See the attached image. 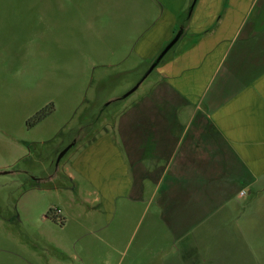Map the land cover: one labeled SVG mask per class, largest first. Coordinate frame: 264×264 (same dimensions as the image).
<instances>
[{"label":"rangeland","instance_id":"374dc122","mask_svg":"<svg viewBox=\"0 0 264 264\" xmlns=\"http://www.w3.org/2000/svg\"><path fill=\"white\" fill-rule=\"evenodd\" d=\"M247 4L245 25L227 34L236 36L234 51L214 88L230 72L250 25L264 23V0ZM140 5L0 0V264H264V238L247 237L242 260L243 243L231 238L226 247L225 238L211 247L205 238L199 253L188 249L178 237L185 230L176 226L179 206L165 204L159 180L137 177L135 195L108 206L73 167L107 134L126 160L129 116L143 112L145 97L159 85L155 70L163 59L144 78L168 45L152 62L139 61V35L146 18L157 17L155 8ZM261 44L252 50L264 53V38ZM237 73L241 80L250 74L246 65ZM40 112L49 115L31 126ZM244 204L248 232L264 229V220H256L264 215V192Z\"/></svg>","mask_w":264,"mask_h":264},{"label":"crops","instance_id":"0c3cea01","mask_svg":"<svg viewBox=\"0 0 264 264\" xmlns=\"http://www.w3.org/2000/svg\"><path fill=\"white\" fill-rule=\"evenodd\" d=\"M137 1L157 14L146 18L139 35L134 52L140 62H152L180 29L181 36L156 68L159 85L145 97L143 112L129 116L126 160L107 134L81 152L73 167L108 206L135 195L137 177L159 180L165 204L179 206L182 244L199 253L205 238L209 247L217 238H225L226 247L231 238L243 243L242 260L247 237L264 238V229L252 226L248 232L243 205L264 192V53L252 50L264 38V23L250 25L230 72L214 88L219 67L234 51L236 36L227 34L246 23L247 0ZM244 65L248 77L235 78Z\"/></svg>","mask_w":264,"mask_h":264},{"label":"water","instance_id":"95a60500","mask_svg":"<svg viewBox=\"0 0 264 264\" xmlns=\"http://www.w3.org/2000/svg\"><path fill=\"white\" fill-rule=\"evenodd\" d=\"M181 36V33H179L174 40L163 50V52L160 54L159 58L156 60V62L150 67L148 73L146 74L144 80L152 73V71L156 68V66L160 63V61L166 56V54L170 51V49L177 43ZM139 87V85L136 87V89ZM135 89V90H136ZM66 153V151L64 152ZM63 153V154H64Z\"/></svg>","mask_w":264,"mask_h":264},{"label":"trees","instance_id":"16d2710c","mask_svg":"<svg viewBox=\"0 0 264 264\" xmlns=\"http://www.w3.org/2000/svg\"><path fill=\"white\" fill-rule=\"evenodd\" d=\"M48 115H49V112H47V113H45V112H40V113H38V114L35 116V118H34V120H33V123L30 124V125H31V126H34V125L40 123V122H41L44 118H46Z\"/></svg>","mask_w":264,"mask_h":264},{"label":"built area","instance_id":"2783aa9c","mask_svg":"<svg viewBox=\"0 0 264 264\" xmlns=\"http://www.w3.org/2000/svg\"><path fill=\"white\" fill-rule=\"evenodd\" d=\"M242 195H245V193L243 192Z\"/></svg>","mask_w":264,"mask_h":264}]
</instances>
